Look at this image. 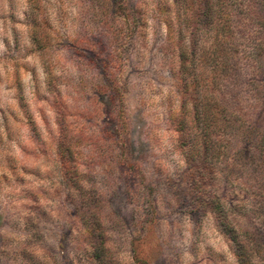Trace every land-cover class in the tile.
I'll return each instance as SVG.
<instances>
[{
	"label": "clouds",
	"instance_id": "obj_1",
	"mask_svg": "<svg viewBox=\"0 0 264 264\" xmlns=\"http://www.w3.org/2000/svg\"><path fill=\"white\" fill-rule=\"evenodd\" d=\"M0 264H264V0H0Z\"/></svg>",
	"mask_w": 264,
	"mask_h": 264
}]
</instances>
